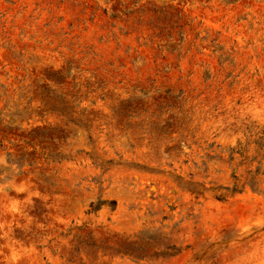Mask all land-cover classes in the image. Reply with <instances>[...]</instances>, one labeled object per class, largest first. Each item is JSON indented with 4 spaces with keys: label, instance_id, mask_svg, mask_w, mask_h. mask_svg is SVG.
<instances>
[{
    "label": "rangeland",
    "instance_id": "obj_1",
    "mask_svg": "<svg viewBox=\"0 0 264 264\" xmlns=\"http://www.w3.org/2000/svg\"><path fill=\"white\" fill-rule=\"evenodd\" d=\"M0 264H264V0H0Z\"/></svg>",
    "mask_w": 264,
    "mask_h": 264
}]
</instances>
